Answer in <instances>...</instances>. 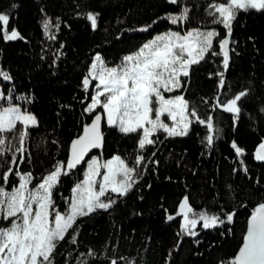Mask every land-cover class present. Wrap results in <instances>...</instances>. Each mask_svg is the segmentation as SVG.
Here are the masks:
<instances>
[{
    "label": "snow or ice",
    "instance_id": "snow-or-ice-1",
    "mask_svg": "<svg viewBox=\"0 0 264 264\" xmlns=\"http://www.w3.org/2000/svg\"><path fill=\"white\" fill-rule=\"evenodd\" d=\"M168 3L173 9L127 31L148 32L166 19L165 28L152 31L138 46L122 52L118 60L107 59L102 50L92 53L79 85L84 92L80 97V130L70 139L65 158H57L40 172L31 166L22 167L31 165L33 159L30 128L40 124L30 107L34 94L18 92L10 68L0 63V264H55V251L63 240L68 238L70 244L78 247L81 218L111 210L137 186L150 165L158 172L156 149L162 135L187 136L194 124L203 125L200 142L211 149L224 135L217 108L231 113L232 127H236L242 111L241 98L251 89L243 86L234 92L231 87L225 90L226 71L234 52L233 22L242 11L264 13V0H207L204 5L198 0H168ZM18 7L12 3L0 10V37L4 41L28 39L11 22L13 10ZM201 7L203 18L194 16ZM41 12L44 35L50 41L58 40L61 22L67 21H61L59 16L53 18L43 8ZM75 15L86 16L91 28H98V11H77ZM219 26H223V33ZM116 35L122 38L124 31ZM64 46V41H59L58 47L45 44L53 56L52 65L65 55ZM46 55L41 49L42 58ZM202 63L217 65L214 71L207 72L208 77L216 78V91L211 100L205 96L197 102L189 99L186 92L193 66ZM260 112L264 113V106ZM108 127L134 136L133 151L122 154L117 150L105 158ZM45 139L42 136L41 142ZM230 145L234 155L229 159L237 164L231 171L237 173L242 169L251 178L245 161L246 147L235 137L230 139ZM253 154L256 161L264 162V138L255 145ZM71 177L75 178L65 195L64 179ZM254 183L259 186L257 194L264 193L259 175ZM227 187L234 203L225 201V193H217L212 203L197 208L185 192L175 210L161 205L167 221L179 220L173 247L179 248L185 235L197 237L194 242L198 245L202 230L218 226L225 228L224 234L232 233L233 228L227 225L235 223L240 208L248 207L250 214L237 249L217 264H264V195L250 205L247 199H236L232 185ZM170 254L171 249L169 258ZM95 255L96 251L89 247L87 253H80L76 259L79 264H87L89 256ZM110 264H117V258H110ZM126 264L135 261L129 259Z\"/></svg>",
    "mask_w": 264,
    "mask_h": 264
},
{
    "label": "trees",
    "instance_id": "trees-1",
    "mask_svg": "<svg viewBox=\"0 0 264 264\" xmlns=\"http://www.w3.org/2000/svg\"><path fill=\"white\" fill-rule=\"evenodd\" d=\"M198 2L204 5L207 0ZM12 3L19 7L13 10L11 22L28 39L4 41L0 37V63L10 68L18 92L34 94L30 107L38 115L40 124L30 128L33 159L31 165L23 164L22 167L31 166L40 172L57 158H65L70 139L80 130V97L84 92L79 85L92 53L102 50L107 59L118 60L122 52L138 46L152 31L163 30L168 22L166 19L157 22L148 32L127 29L150 22L154 16L174 6L168 0H0V10L7 9ZM41 8L53 18L59 16L61 21H67V24L61 22L56 41H50L44 35ZM90 9L100 13L96 30L91 28L86 16L75 15L77 11ZM193 15L203 18L202 7ZM219 27L223 33V26ZM122 30L123 37H117ZM232 39L235 41L234 52L226 71L225 90L231 87L234 92L243 86L251 89L246 97L241 98L242 111L236 127H232V114L217 108V119L223 126L224 135L211 149L200 142L203 125L194 124L187 136L165 138L162 135L156 149V158L160 161L155 166L158 172L150 165L137 186L111 210H100L81 218L79 246L70 244L68 238L63 240L55 251V264H65V260L68 264H79L76 257L87 253L89 247L97 255L89 256L87 264H110L112 257L117 258V264H126L129 259L135 264H217L218 260L234 254L250 208H240L235 223L227 225L233 228L232 233L224 234L225 228L221 226L202 230L200 244L194 242L197 237L185 235L180 247L174 248L179 220L167 221L161 207L164 205L169 211L175 210L185 192L189 193L190 201L197 208L212 203L217 193H225V201L234 203L228 185L233 186L237 200L247 199L250 205L264 195L257 194L259 186L254 183L257 175L264 182V162L256 161L253 154L255 145L264 138V113L260 112L264 106V13L242 11L233 22ZM59 41L65 42V55L52 65L53 56L44 46L58 47ZM41 49L47 53L44 58ZM216 68L217 65L211 63L193 66L186 92L189 99L199 102L207 96L211 100L216 91V78L208 77L207 72ZM42 136L46 138L44 142H41ZM106 137L105 158L114 151L123 154L135 148V137L125 136L115 127L106 128ZM233 137L247 149L245 161L251 178L242 169L237 173L231 171L237 167L229 159L234 155L230 145ZM151 151L150 146L148 153ZM80 175L82 178V170ZM74 178L64 179L65 195H68ZM73 248L76 250L72 251Z\"/></svg>",
    "mask_w": 264,
    "mask_h": 264
}]
</instances>
